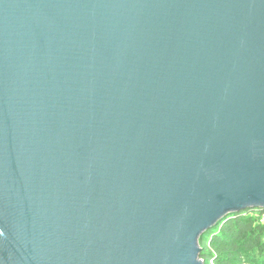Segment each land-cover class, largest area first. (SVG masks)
<instances>
[{
	"label": "water",
	"instance_id": "obj_1",
	"mask_svg": "<svg viewBox=\"0 0 264 264\" xmlns=\"http://www.w3.org/2000/svg\"><path fill=\"white\" fill-rule=\"evenodd\" d=\"M264 209V0H0V264H204Z\"/></svg>",
	"mask_w": 264,
	"mask_h": 264
},
{
	"label": "trees",
	"instance_id": "obj_2",
	"mask_svg": "<svg viewBox=\"0 0 264 264\" xmlns=\"http://www.w3.org/2000/svg\"><path fill=\"white\" fill-rule=\"evenodd\" d=\"M264 210H246L208 231L199 241L204 264H264Z\"/></svg>",
	"mask_w": 264,
	"mask_h": 264
},
{
	"label": "built area",
	"instance_id": "obj_3",
	"mask_svg": "<svg viewBox=\"0 0 264 264\" xmlns=\"http://www.w3.org/2000/svg\"><path fill=\"white\" fill-rule=\"evenodd\" d=\"M263 210H264V209H263ZM259 222H260L261 224L264 225V211H263V213L260 215Z\"/></svg>",
	"mask_w": 264,
	"mask_h": 264
},
{
	"label": "rangeland",
	"instance_id": "obj_4",
	"mask_svg": "<svg viewBox=\"0 0 264 264\" xmlns=\"http://www.w3.org/2000/svg\"><path fill=\"white\" fill-rule=\"evenodd\" d=\"M235 264H247V263L240 261L239 263H235Z\"/></svg>",
	"mask_w": 264,
	"mask_h": 264
}]
</instances>
